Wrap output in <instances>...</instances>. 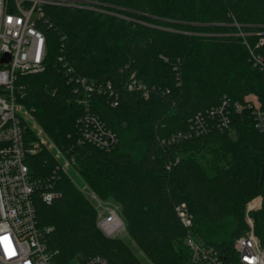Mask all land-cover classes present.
Instances as JSON below:
<instances>
[{"label":"trees","instance_id":"obj_1","mask_svg":"<svg viewBox=\"0 0 264 264\" xmlns=\"http://www.w3.org/2000/svg\"><path fill=\"white\" fill-rule=\"evenodd\" d=\"M83 1L95 8L44 6L36 25L47 38L45 69L19 75L15 92L74 159L83 182L119 205L135 246L105 235L95 203L42 145L25 161L34 179L58 193L51 202L35 197L40 225L52 227L46 238L57 261L101 255L113 264H186L176 209L186 203L194 234L237 264L234 241L246 232L247 203L264 193V133L245 110L229 129L171 138L192 131L191 118L225 95L256 97L264 109V72L233 24L264 31V0ZM82 78L105 90L92 93L88 108L79 101ZM132 78L149 97L128 89ZM86 114L99 124L79 122ZM27 137L37 139L31 127ZM251 215L264 244V209Z\"/></svg>","mask_w":264,"mask_h":264},{"label":"built area","instance_id":"obj_2","mask_svg":"<svg viewBox=\"0 0 264 264\" xmlns=\"http://www.w3.org/2000/svg\"><path fill=\"white\" fill-rule=\"evenodd\" d=\"M92 4L83 0H0V59L5 53L10 55L8 62H0V264H63L56 259L58 250L52 249L46 238L52 227L40 225L35 203L37 194L42 200L51 202L58 193L52 190L51 182L34 179L25 161L27 154L37 152L46 141L39 138L28 140L29 120L33 114L19 102L15 87L19 75L45 69L47 38L36 25L37 19L44 15V6L95 8ZM233 24L237 27L236 35L248 48L249 60L264 72V31L245 30L237 21ZM252 37H256L254 42ZM80 81L84 89L79 101L88 108L92 93L96 89L98 92L104 89L86 78ZM107 85L110 87V82ZM127 86L130 90L139 89L144 97H149V90L142 82L132 78ZM112 93L110 91V95ZM245 110L250 113L255 127L264 133V109L256 97L239 101L225 95L219 104L191 118L192 131L173 135L171 140L208 132L214 127L229 129L233 116ZM90 119L99 124L96 117L89 114L81 116L78 121L88 122ZM51 147L48 149L59 159L60 169L70 173L74 159L67 157L56 143ZM86 194L95 203L97 225L105 235L115 236L126 228L119 206L105 203L91 189ZM176 209L186 229L184 244L190 251V260L186 264H228L219 248L194 234V216L186 203H181ZM249 221L253 226L251 217ZM234 249L237 264H264V244L254 229L236 237ZM81 264L113 263L101 255H92Z\"/></svg>","mask_w":264,"mask_h":264},{"label":"rangeland","instance_id":"obj_3","mask_svg":"<svg viewBox=\"0 0 264 264\" xmlns=\"http://www.w3.org/2000/svg\"><path fill=\"white\" fill-rule=\"evenodd\" d=\"M29 125L31 126V129H32L33 133L36 135V137L46 141L45 146L47 148H52L51 146L55 142L52 140L51 136L45 131V129L37 122V120H36V118L34 116H33V118L30 117ZM70 173H71V175L73 177V180L77 184V186H79V188L86 194V192L90 188L83 182V180L81 179V176L79 175V173L74 168H70ZM104 201H105V203H109L111 205L115 204V205L119 206L118 204H116L114 201H112L110 199L109 200H104ZM263 209H264V193L258 194L257 196L252 198L247 203V208H246V227H245V231L246 232L247 231H251L252 229L255 228V219L251 215V212L252 211H262ZM249 217H251V219L253 221V226H252V224L249 221ZM115 236L123 238L132 247L135 246L134 243L132 242V239L130 238V235L128 233L127 228L121 230ZM138 254L140 255L141 252H138Z\"/></svg>","mask_w":264,"mask_h":264},{"label":"water","instance_id":"obj_4","mask_svg":"<svg viewBox=\"0 0 264 264\" xmlns=\"http://www.w3.org/2000/svg\"><path fill=\"white\" fill-rule=\"evenodd\" d=\"M10 60V55L9 53H5L2 55L1 59H0V62L1 63H5V62H8Z\"/></svg>","mask_w":264,"mask_h":264}]
</instances>
